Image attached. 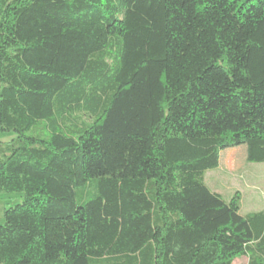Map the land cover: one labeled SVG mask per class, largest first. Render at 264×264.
<instances>
[{
	"label": "trees",
	"instance_id": "obj_1",
	"mask_svg": "<svg viewBox=\"0 0 264 264\" xmlns=\"http://www.w3.org/2000/svg\"><path fill=\"white\" fill-rule=\"evenodd\" d=\"M0 264H264V0H0Z\"/></svg>",
	"mask_w": 264,
	"mask_h": 264
},
{
	"label": "rangeland",
	"instance_id": "obj_2",
	"mask_svg": "<svg viewBox=\"0 0 264 264\" xmlns=\"http://www.w3.org/2000/svg\"><path fill=\"white\" fill-rule=\"evenodd\" d=\"M13 137V133L0 131V142L10 141ZM237 149L240 160L241 153L244 152L243 169L240 171H231L229 168L209 170L206 173L205 181L209 185L216 186L218 177H221V181L217 184L219 187H217L223 198L229 200L236 193H239L243 214L264 210V163H247L246 146H241ZM20 201L21 198L18 193H0V224L4 222V209ZM233 264H248V258H236Z\"/></svg>",
	"mask_w": 264,
	"mask_h": 264
},
{
	"label": "crops",
	"instance_id": "obj_3",
	"mask_svg": "<svg viewBox=\"0 0 264 264\" xmlns=\"http://www.w3.org/2000/svg\"><path fill=\"white\" fill-rule=\"evenodd\" d=\"M224 154H225V156H224ZM238 157H240V155H239L237 148L224 151L221 154V164H220V167L218 169L221 170L223 168H226V169L229 168V170H231V171L242 170L244 167L243 163L245 160L244 152L241 153V160ZM246 160H247V148H246ZM220 181H221V177H218V179L216 181V186H214L212 184H210V186L212 188H214L215 190H217L218 192H220V190L218 188L219 186L217 185V184H219Z\"/></svg>",
	"mask_w": 264,
	"mask_h": 264
}]
</instances>
